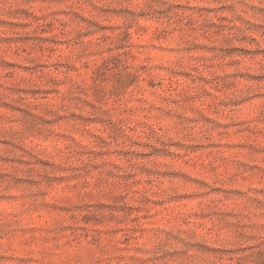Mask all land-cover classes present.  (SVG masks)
I'll return each mask as SVG.
<instances>
[{
	"label": "rangeland",
	"instance_id": "1",
	"mask_svg": "<svg viewBox=\"0 0 264 264\" xmlns=\"http://www.w3.org/2000/svg\"><path fill=\"white\" fill-rule=\"evenodd\" d=\"M0 264H264V0H0Z\"/></svg>",
	"mask_w": 264,
	"mask_h": 264
}]
</instances>
